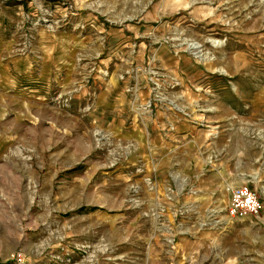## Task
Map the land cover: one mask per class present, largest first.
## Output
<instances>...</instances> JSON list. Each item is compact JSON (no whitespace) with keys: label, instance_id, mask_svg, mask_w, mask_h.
Returning a JSON list of instances; mask_svg holds the SVG:
<instances>
[{"label":"rangeland","instance_id":"rangeland-1","mask_svg":"<svg viewBox=\"0 0 264 264\" xmlns=\"http://www.w3.org/2000/svg\"><path fill=\"white\" fill-rule=\"evenodd\" d=\"M0 264H264V0H0Z\"/></svg>","mask_w":264,"mask_h":264},{"label":"built area","instance_id":"built-area-1","mask_svg":"<svg viewBox=\"0 0 264 264\" xmlns=\"http://www.w3.org/2000/svg\"><path fill=\"white\" fill-rule=\"evenodd\" d=\"M260 208L261 203L256 194L247 185H240L231 190L229 204L225 209L224 216L219 221L220 223H226L232 219L252 216Z\"/></svg>","mask_w":264,"mask_h":264},{"label":"bare ground","instance_id":"bare-ground-1","mask_svg":"<svg viewBox=\"0 0 264 264\" xmlns=\"http://www.w3.org/2000/svg\"><path fill=\"white\" fill-rule=\"evenodd\" d=\"M190 48L196 49V48H198V45H195L194 43H192V44L190 45Z\"/></svg>","mask_w":264,"mask_h":264}]
</instances>
